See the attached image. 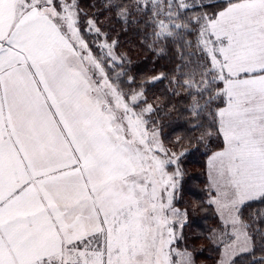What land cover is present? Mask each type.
<instances>
[{
	"label": "snow or ice",
	"instance_id": "obj_1",
	"mask_svg": "<svg viewBox=\"0 0 264 264\" xmlns=\"http://www.w3.org/2000/svg\"><path fill=\"white\" fill-rule=\"evenodd\" d=\"M101 8L158 56L174 48L171 73L125 87L118 40L81 0H0V264H197L174 203L187 149L165 144L169 105L145 90L164 79L204 129L187 143L223 140L208 157L215 264H264V212L245 216L264 204V0ZM84 32L105 36L99 55Z\"/></svg>",
	"mask_w": 264,
	"mask_h": 264
},
{
	"label": "trees",
	"instance_id": "obj_2",
	"mask_svg": "<svg viewBox=\"0 0 264 264\" xmlns=\"http://www.w3.org/2000/svg\"><path fill=\"white\" fill-rule=\"evenodd\" d=\"M103 0H81V6L93 15L99 12V23L102 26L103 33L107 34L110 42L113 39L118 40L116 47L117 54H123L124 71L127 73L123 77L125 87H127L128 76L135 77L136 87L141 81H147L150 77L157 76L160 73H171L175 65L174 48H171L159 56L150 50L142 41L143 31H137L135 25H125L118 21L113 13L104 11L101 8ZM96 4V7L90 5ZM87 17H84V21ZM85 25L82 23V28ZM84 38L89 44L93 53L100 54L105 36H96L94 33H83ZM120 71V68L109 69L110 74ZM146 95L149 102H153L156 97H160L169 107L160 111L158 118L162 124V133L164 142L168 147H173L175 151L181 152L187 149V154L180 158V166L183 171L181 184L174 201L175 206L181 210H188V223L183 228L185 240L181 242L180 247L185 244L189 248L196 249L197 264H215L218 252L213 244L207 238L210 231L217 227L218 218L214 206H209V166L208 157L215 151L223 147L222 137L213 134L206 137L199 144L195 139L191 145L187 143L189 138L200 136L204 129H194L193 123L201 121H193L189 113L185 110L187 107V98L180 99L172 96L169 92L168 80L155 84H145ZM171 105L176 106L175 111H169ZM207 127L208 121H203ZM181 137V142L175 144L176 138ZM199 205L193 211V206ZM259 210L264 212V204L255 202L251 208H245V216L252 211ZM237 264H246L245 259H241Z\"/></svg>",
	"mask_w": 264,
	"mask_h": 264
},
{
	"label": "rangeland",
	"instance_id": "obj_3",
	"mask_svg": "<svg viewBox=\"0 0 264 264\" xmlns=\"http://www.w3.org/2000/svg\"><path fill=\"white\" fill-rule=\"evenodd\" d=\"M209 166V165H208Z\"/></svg>",
	"mask_w": 264,
	"mask_h": 264
}]
</instances>
